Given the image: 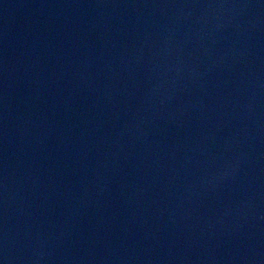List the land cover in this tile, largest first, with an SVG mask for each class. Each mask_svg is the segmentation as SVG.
<instances>
[{
    "label": "water",
    "instance_id": "obj_1",
    "mask_svg": "<svg viewBox=\"0 0 264 264\" xmlns=\"http://www.w3.org/2000/svg\"><path fill=\"white\" fill-rule=\"evenodd\" d=\"M0 264H264V0H0Z\"/></svg>",
    "mask_w": 264,
    "mask_h": 264
}]
</instances>
